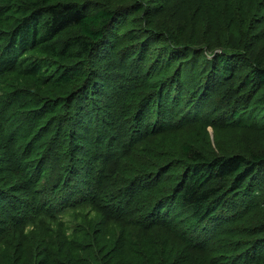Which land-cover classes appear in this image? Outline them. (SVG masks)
Here are the masks:
<instances>
[{"label":"trees","instance_id":"obj_1","mask_svg":"<svg viewBox=\"0 0 264 264\" xmlns=\"http://www.w3.org/2000/svg\"><path fill=\"white\" fill-rule=\"evenodd\" d=\"M170 1L173 0H22V2L0 0V23L10 26L8 32H0V73L16 66L23 59L24 53L36 48H41L39 52L60 58L63 63L73 58L87 60L90 62L87 68L89 72L95 66L93 75L88 76L89 87L82 92L86 95L85 100L90 103L91 88L96 91L98 88L103 89L106 81L95 63L101 67L102 57L108 58L110 55V42L117 41L116 36L119 35L124 39V46L130 45V50L121 55L124 59L122 63L127 62L128 57L135 59L141 55V60L150 57L148 59L150 62L154 58L155 65L164 62L167 67V74L158 83L159 92L155 96L154 93L149 96L152 100L157 99L158 116L169 107L175 108L176 105L184 104L185 108L188 106L184 113L185 122L194 121L217 88H220V94L218 93L219 96L212 100V112L214 116L218 115L217 118L228 121V116L231 115L236 122H243L257 113L264 114V50L258 45L261 27L256 17L259 14L258 7L244 13L235 21L237 40L233 43L226 42L224 45L220 39L225 37L226 32L221 30L219 33H209L208 28H205L200 20L188 18L189 23L178 26L180 27L178 30L171 27L165 22L170 18H166L168 14L165 18L159 15L160 10L168 9ZM122 9H129L126 13L130 15V22H123L126 13ZM230 22L232 21L229 19L228 25ZM71 26L79 28V37L61 39L63 31ZM231 27L233 30V25ZM229 31L231 30L227 31L228 36L231 33ZM131 45H137L139 48L133 51ZM85 65V62L80 66L56 62L49 66L45 62L31 61L23 68L21 74L36 83L43 82L46 85L44 91L48 99L35 95V91L32 90L35 89V84L30 87L32 88L30 93L23 92L24 88L20 87L9 88L0 96V110L2 107L4 112L12 115L17 108L24 107L26 113L23 117L15 118L18 122L21 121V133L28 138L33 134L40 135L38 130L42 126L53 133L50 138L51 146L58 145L62 140L67 141L68 137L75 143L83 141L84 137L81 136L83 127L74 128L75 120H79L84 112L78 102L80 96L77 95L67 103L65 100L62 101L63 96L57 94V97H52L49 93L52 89L63 93V87L81 74ZM170 67L173 69L169 71ZM243 101L249 103L241 105ZM70 105L75 110L70 116L72 123L68 122L67 117L63 118ZM0 116L3 118L1 111ZM53 117L56 120H53ZM88 118L90 119L87 116L86 122L82 121L87 127L92 123ZM168 122L164 120L154 127L157 130L168 131L171 128L167 125ZM4 125L5 122H1V128L5 127ZM259 128L261 132L256 133L253 146L247 147L237 140L239 150L232 151L230 149L232 145L228 142L225 146L219 142L215 145L206 142L205 146L189 143L182 147V155L185 158H179L180 162H171L173 167H184L172 197L181 208L186 209V213H190L195 223L205 225L220 222L225 217H230L234 209L242 207L248 214L245 221L247 225L250 224V219L258 220L257 225L253 227V235L240 240V246L234 253L235 260L232 256L225 261L226 264H240L243 261H248V264H264V191H261V194L259 192L264 186V123L259 125ZM92 130L94 133L95 130L100 133L98 129ZM101 131L109 144L105 146L99 141L93 147L92 155L95 162L103 163L99 177L103 176L101 170L107 174L111 156L116 155L117 151L123 150L121 157L124 159L128 155L133 158L136 152L141 151V146L136 145L140 140L135 139L133 130L130 134L122 133L128 141L119 143L114 141L116 138L111 133V131L116 133L115 129H110L106 125L105 130ZM147 132L142 133L140 137L142 141L149 137L150 133ZM44 135L37 139H43ZM207 139L210 140L209 136ZM35 148L33 142L31 152ZM50 151L51 148L48 151L50 156L44 162L38 160L33 164H25L22 161L18 163L19 169L23 173L27 172L30 187L38 188L53 153L56 156L61 155L59 150ZM77 154L80 155L81 151H77ZM44 157L47 156L44 154ZM133 161L134 159L127 161L126 165L135 166ZM67 162L68 160L62 164V160L58 161L57 170L60 172L57 173L58 178L66 170ZM157 169L162 167L154 163L141 165L134 169L139 174L132 178L139 183L143 182L146 172H155ZM159 173L162 174L160 171ZM79 174L80 169L76 164H72L66 173L67 178L61 195L56 193L58 191L56 187L53 191L43 190L38 199L28 205V209H24L23 212L21 209V214L25 216V224L45 231L44 240L38 246L39 251L51 250L54 247L56 251L62 250L66 256L65 261L69 264H88L84 261L82 253L89 245L84 246L76 236L69 239L65 231L54 229L55 225H64L61 215L81 207H89L93 202L98 203L101 209H107L105 202L100 204V199L95 194L97 190L91 185L93 181L90 179L76 194L70 195L72 193L69 190L75 189V181ZM42 184L47 186L48 183ZM257 198L259 200L255 201ZM80 228L81 231H89L88 225L74 231H79ZM103 230L104 227L101 226L97 234ZM93 237L94 242H90V246L95 244L94 248H97L101 242L100 238L91 234V238ZM147 253L148 251L143 254ZM107 254L108 252L101 251L99 255L104 259ZM100 256L96 260L100 264H112L113 260L108 259L104 263Z\"/></svg>","mask_w":264,"mask_h":264},{"label":"rangeland","instance_id":"obj_2","mask_svg":"<svg viewBox=\"0 0 264 264\" xmlns=\"http://www.w3.org/2000/svg\"><path fill=\"white\" fill-rule=\"evenodd\" d=\"M257 7L259 14L256 17L261 25L258 45L264 50V22H262L264 14H261L264 13V0H173L169 2L167 10L159 11V15L165 18L168 14L166 18H170L165 22L176 28L175 30H178L180 28L178 26L182 24H188V18L200 20L204 27L208 28L209 33H219L224 30L226 35L220 40H223L225 45L226 42L233 43L237 40L235 21ZM128 10L122 9L125 13ZM126 14L123 22H130V15ZM14 18L15 16L13 20ZM229 19L232 21L230 25H228ZM9 29L8 24L0 23V32H8ZM228 30L233 32L229 36ZM219 36L221 37L220 34ZM77 37H79V28L76 26L67 28L61 34V39L64 40ZM116 39L117 41L110 42V55L108 58L102 57L101 67L95 63L106 81L103 89L98 88L96 91L91 88L90 103L85 100L86 95L82 92L89 87L88 76L93 75L95 66L93 64L94 67L92 66L89 72L87 68L90 62L87 60L73 58L63 63L60 58L39 52L41 48H36L24 53L23 59L16 66L0 73V96L9 88L17 87L24 88L23 92L30 93L32 89L30 87L35 84V89H32L35 95L48 99L44 91L46 85L43 82L36 83L22 76V70L28 63L39 61L49 66L56 62L68 66H80L83 62L86 63L81 74L63 87V93L53 89L49 93L52 97H57V94L63 96L62 101L65 100L67 103L77 95L80 96L78 102L84 112L79 120H75L74 128L83 127L81 135L84 137L83 141L75 143L68 137L67 141L62 140L58 145L51 146L50 138L53 133L42 126L38 130L40 135L33 134L28 138L23 132L21 133V121L18 122L15 118L23 117L26 109L17 108V111L10 115L1 107L3 118L0 116V121L5 122L6 125L3 128L0 126V264H69L66 263V256L63 255L62 250L56 251L54 247L51 250L39 251L38 246L44 240L45 231L25 224V216L21 214V209L22 212L28 209V205L35 202L43 190L53 191L56 187L58 189L56 193L61 195L67 178L66 173L71 169L72 164H76L80 174L75 181V189L69 190L72 193L70 195L76 194L90 179L93 181L91 185L97 190L95 194L100 199V204L102 202L107 204V209H101L98 203L93 202L89 207L72 210L66 215H61L63 226H54V229L65 231L69 239L76 236L81 244L89 245L83 253L79 251L88 264H100L96 260L101 251L108 252L104 259L100 256L101 261L105 263L111 259L112 264H146L147 262L149 264H226L225 261L231 259L240 246V240L253 235V227L257 225L258 220L250 219V224L247 225L245 221L248 214L244 207L234 209L230 217H225L220 222L205 225L195 223L190 213H186V209L181 208L172 197L184 167H173L171 162H180L179 158L184 157L182 147L189 143L205 146L206 142L212 145L219 142L225 146L228 142L232 145L230 148L232 151L239 150L237 140L247 147L253 146L256 133L261 132L259 125L264 123V114L257 113L243 122H236L231 115L228 116V121L217 118L218 115L214 116L212 112V100L220 94V88H217L194 121L185 122L184 113L188 106L185 108L184 104L176 105L175 108L169 107L166 111L161 110L162 115L158 116L157 99L152 100L149 96L152 93L155 96L160 90L158 83L167 74L165 63L155 65L154 58L148 62L150 57L141 60V55L135 59L128 57L127 62L122 63L124 59L121 55L130 50V45L124 46V39L119 35ZM131 46L133 51L139 48L137 45ZM217 49L221 50V48ZM171 68L169 71L173 69ZM246 103L249 102L243 101L241 105ZM73 112L75 110L70 105L63 118L67 117L68 122L72 123L70 116ZM87 116L90 117L89 122H92L88 127L82 123V121L86 122ZM53 120H56L55 117ZM164 120L169 121L167 125L171 128L168 131L157 130L154 126ZM106 125L110 129H115L116 133L114 131L111 133L114 134L116 143L128 141L122 133L130 134L133 130L135 139L140 140L136 145L141 146V151L136 152L133 158L128 155L126 159L121 157L122 149L117 151L116 155L111 156L107 174L101 170L103 176L99 177L103 163H96L92 152L99 141L105 146L109 144L101 131L105 130ZM92 129H98L100 133L97 130L94 133ZM145 132L150 134L142 141L140 137ZM43 134H45L43 139H37ZM208 136L210 140L207 139ZM33 142L36 148L31 152ZM57 146L59 147L55 148ZM50 148L51 151L59 150L61 155L56 156L53 153L39 181V189L32 188L29 186L30 179L27 172L23 173L18 163L22 161L25 164H33L38 160L44 162L50 156L48 154ZM77 151H81V154H77ZM44 154L47 157H44ZM130 158L134 159L135 166L126 165ZM61 160L62 164L67 160L68 162L66 170L58 178L57 163ZM147 163H154L162 169L146 172L144 181L139 183L132 178L139 174L134 169ZM42 182L48 183L47 186H43ZM56 183L58 184L54 186ZM261 191H264V186L259 189L260 194ZM84 225H88L89 231H81V228L79 231H74ZM101 226L104 230L97 234ZM91 234L100 238L101 242L97 248H94L95 244L90 246V242H94ZM147 251L148 253L144 255L143 253ZM64 252L66 254L67 250ZM44 256L50 259L47 260ZM240 264H248V261Z\"/></svg>","mask_w":264,"mask_h":264}]
</instances>
